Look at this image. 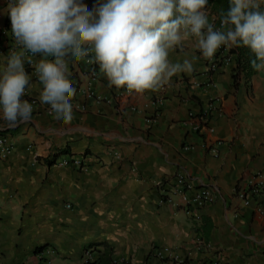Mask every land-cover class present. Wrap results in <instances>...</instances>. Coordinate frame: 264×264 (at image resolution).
<instances>
[{"label": "crops", "instance_id": "1", "mask_svg": "<svg viewBox=\"0 0 264 264\" xmlns=\"http://www.w3.org/2000/svg\"><path fill=\"white\" fill-rule=\"evenodd\" d=\"M84 3L90 11L97 0ZM7 5L0 0V27L10 18ZM10 43L7 37L2 47ZM185 55L193 60L191 74L121 99L99 70V81L89 87L110 100L102 103L78 91L88 79L70 65L76 95L67 125L56 124L41 107L34 64L25 63L27 89L38 107L14 128L0 120V133L14 144L0 159V264H41L38 250L48 247L57 251L53 264H82L85 250L93 249L97 261L105 245L115 262L130 264H264V197L248 207L234 197L253 174H264V72L236 88L235 56L209 77L208 58L191 43L170 59ZM25 60L39 56L25 54ZM202 113L210 121L196 133L195 117ZM66 157L82 160L85 168L57 165ZM178 173L195 191L207 187L217 195L202 210L201 225L160 202L156 184ZM198 238L209 247L198 249Z\"/></svg>", "mask_w": 264, "mask_h": 264}, {"label": "clouds", "instance_id": "2", "mask_svg": "<svg viewBox=\"0 0 264 264\" xmlns=\"http://www.w3.org/2000/svg\"><path fill=\"white\" fill-rule=\"evenodd\" d=\"M228 4L226 11L210 14L209 0H97L90 11L84 0H8L4 11L19 51L0 56V120L14 128L32 118L33 105L23 99L30 86L26 62L34 64L41 107L58 125L73 120L76 89L69 66L86 58L110 86L138 94L194 71L186 55L182 61L170 59L187 43L204 58L222 46L246 48L254 71L264 72V0ZM26 53L39 60L26 61Z\"/></svg>", "mask_w": 264, "mask_h": 264}, {"label": "built area", "instance_id": "3", "mask_svg": "<svg viewBox=\"0 0 264 264\" xmlns=\"http://www.w3.org/2000/svg\"><path fill=\"white\" fill-rule=\"evenodd\" d=\"M217 27L219 23L216 21ZM10 39L11 43L2 47L4 40ZM14 38L11 32V21L10 18L7 19L6 23L0 27V52L9 53L11 50H15ZM229 49L226 47H221L212 58H208L207 62V75L210 77L217 73V71L232 62V56H228ZM29 58H32L31 54L26 53ZM79 70L84 72V75L88 79V87L79 88V92H84L89 99H93L96 103L109 102L110 100L107 97L99 95L96 91L91 89L89 86L96 84L99 81V66L86 58L85 60L74 64ZM38 78L37 75L34 79ZM132 92L126 89H120L116 91V97L121 99ZM23 99H26L33 105V113L38 107V100L30 95L29 90L26 88L25 96ZM161 104L162 101L159 100ZM208 113H202L200 116L195 117L197 122L193 127L194 132L201 133V131L208 126L209 124ZM151 122V121H150ZM14 150V144L12 139L7 134L0 133V159H6L9 155L12 154ZM111 154L116 160L121 159V154L119 151L113 149ZM57 165L62 167L74 166L78 169H84L85 166L82 160H72L70 158H65L57 162ZM160 188V202L162 204H168L174 209H182L187 214H189L194 221L201 225L202 224V210L213 204L217 200L216 193L207 187H201L195 191L191 185L189 177L185 173H178L173 181H161L156 184ZM234 197L239 201L243 207H248L252 204L257 198L264 197V174L261 172L253 174L249 180H247L242 187L237 188L234 192ZM70 208V205H68ZM260 210V209H259ZM196 246L199 249H207L209 246L204 242L203 239H196ZM57 251L51 247H48L38 253V259L41 264H53ZM158 258H162L163 255L161 252H156ZM164 258V257H163ZM173 262H178L173 259ZM96 261L95 253L93 249H87L84 251L82 257V264H93ZM117 264H130L128 261L121 260L116 262ZM209 264H220L218 262H211Z\"/></svg>", "mask_w": 264, "mask_h": 264}, {"label": "trees", "instance_id": "4", "mask_svg": "<svg viewBox=\"0 0 264 264\" xmlns=\"http://www.w3.org/2000/svg\"><path fill=\"white\" fill-rule=\"evenodd\" d=\"M228 0H209V11L215 14L219 9H228ZM219 23V21H217ZM228 56H235L234 84L238 88L242 82L250 86L252 78L258 73L254 71L251 61L254 59L251 52L246 48H231ZM42 251V250H38ZM114 250L105 245L104 250L99 252V257L94 264H117L113 259Z\"/></svg>", "mask_w": 264, "mask_h": 264}, {"label": "rangeland", "instance_id": "5", "mask_svg": "<svg viewBox=\"0 0 264 264\" xmlns=\"http://www.w3.org/2000/svg\"><path fill=\"white\" fill-rule=\"evenodd\" d=\"M84 4H85V3H84ZM93 4H94V3H93ZM93 4H92V5H93ZM91 8H92V7H91Z\"/></svg>", "mask_w": 264, "mask_h": 264}]
</instances>
